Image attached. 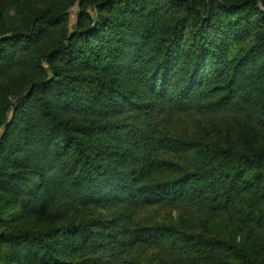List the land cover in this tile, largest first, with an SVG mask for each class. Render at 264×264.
Returning a JSON list of instances; mask_svg holds the SVG:
<instances>
[{
	"label": "trees",
	"instance_id": "1",
	"mask_svg": "<svg viewBox=\"0 0 264 264\" xmlns=\"http://www.w3.org/2000/svg\"><path fill=\"white\" fill-rule=\"evenodd\" d=\"M94 5L97 15L81 12L71 34L62 14L44 9L28 28L0 36V77L19 69L28 81L0 108V196L19 207L8 224L0 215V251L8 250L0 260L161 264L140 259L160 250L175 263L256 264L230 240L192 234L188 221L155 224L140 213L235 215L258 190L251 173L264 166V143L210 155L177 127L186 116L234 111L264 130V0ZM222 154L229 168H217ZM56 204L85 214L24 225ZM260 215L251 229L264 234V208Z\"/></svg>",
	"mask_w": 264,
	"mask_h": 264
},
{
	"label": "rangeland",
	"instance_id": "2",
	"mask_svg": "<svg viewBox=\"0 0 264 264\" xmlns=\"http://www.w3.org/2000/svg\"><path fill=\"white\" fill-rule=\"evenodd\" d=\"M196 1L200 4L203 2V0ZM94 2L95 0H0V36H8L17 30L28 28L31 14L44 9L62 14L66 20L62 30L71 34L77 27L81 12L86 11L92 16L97 15ZM54 27V25L50 26L48 32L53 34L56 31ZM47 44L52 45L50 40L40 43L45 47L48 46ZM42 62L45 61L42 60ZM43 64L45 65V63ZM27 89L28 81L23 80L20 70H8L0 77V108H6L8 104L15 103L16 97ZM11 114L12 107L7 110V116H11ZM186 117L178 122V132L197 141L200 147L210 155L222 153L223 150L230 148L237 150L248 144L264 143V130L246 123L243 117L234 111L210 116ZM2 132L3 127L0 128V135ZM222 155L224 156V154ZM223 156L215 160L217 168H229L232 165L231 161H226L227 158ZM257 175L260 177L256 178ZM251 176L252 182L255 181V186H259L258 190L244 195L235 215L225 212L194 214L191 211L151 206L141 211L140 217L155 224H174L178 220L188 221L190 224L188 230L192 234L230 240L247 249L255 258L256 264H260L264 260V234L253 231L251 227L260 223V212L264 208V166L252 172ZM17 201L18 199L13 195L3 194L0 196V215L8 219L7 224L12 214L18 212ZM84 214L77 209H70L65 204H56L43 215L29 218L24 225L36 227L47 224L57 225L73 219H81ZM7 252L8 250L2 249L0 254L6 256ZM228 257L221 262L200 261L194 264H243L242 259L236 256ZM140 259L145 262L161 264H187L184 262L175 263L171 256L160 250H149L142 253ZM0 262L1 264H17L11 261L7 263V261L0 260Z\"/></svg>",
	"mask_w": 264,
	"mask_h": 264
}]
</instances>
